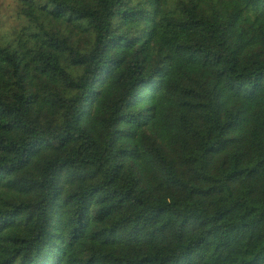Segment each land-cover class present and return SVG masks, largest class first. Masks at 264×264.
<instances>
[{
  "label": "trees",
  "instance_id": "trees-1",
  "mask_svg": "<svg viewBox=\"0 0 264 264\" xmlns=\"http://www.w3.org/2000/svg\"><path fill=\"white\" fill-rule=\"evenodd\" d=\"M0 264H264V0H0Z\"/></svg>",
  "mask_w": 264,
  "mask_h": 264
},
{
  "label": "rangeland",
  "instance_id": "rangeland-1",
  "mask_svg": "<svg viewBox=\"0 0 264 264\" xmlns=\"http://www.w3.org/2000/svg\"><path fill=\"white\" fill-rule=\"evenodd\" d=\"M11 11H12V10H11ZM4 27H5V26H4ZM6 28L9 29V31H10L11 26H10V25H6Z\"/></svg>",
  "mask_w": 264,
  "mask_h": 264
}]
</instances>
